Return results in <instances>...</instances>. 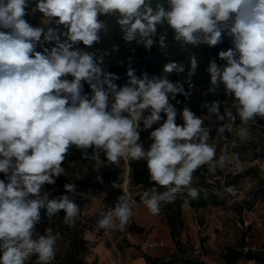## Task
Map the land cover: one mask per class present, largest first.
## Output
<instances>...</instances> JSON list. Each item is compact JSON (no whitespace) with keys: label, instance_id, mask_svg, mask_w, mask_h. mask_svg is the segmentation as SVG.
I'll use <instances>...</instances> for the list:
<instances>
[{"label":"clouds","instance_id":"1","mask_svg":"<svg viewBox=\"0 0 264 264\" xmlns=\"http://www.w3.org/2000/svg\"><path fill=\"white\" fill-rule=\"evenodd\" d=\"M33 2L32 12L41 14L37 26L26 19ZM153 3L0 0V264H26L33 257L32 264H53L58 234L52 227L41 234L35 225L42 208L49 218L63 211V223L70 227L80 216L73 197L85 193L75 183H65L67 194L58 200L43 192L45 185L69 175L62 165L73 148L93 162L97 173L121 161L129 169L130 161L146 162L150 181L165 189L141 196L152 216L160 215L162 206L175 202L184 189L197 199L199 190L192 184L202 167L211 175L245 170L246 162L234 149L250 143L252 126L257 118L264 119V0ZM102 17H114L123 40L146 50L156 43L166 47L168 32L184 46L209 47L220 44L226 33L233 47L218 53L225 64L212 60L206 71L208 92L217 94L222 87L230 103L223 102L221 111L220 101L205 102L206 115L187 105L178 109L173 103H180L177 95L189 93L168 77L185 73L183 62H168L163 74L149 77L146 72L137 76L129 58L127 81L116 84L120 77L104 70V54L79 47L101 43L107 30ZM188 59L192 87L198 63L194 55ZM143 132L149 133L147 149ZM96 180L103 183L100 175ZM121 187L119 179L111 184L112 189ZM136 207L123 189L114 205L99 213L94 231L123 232Z\"/></svg>","mask_w":264,"mask_h":264},{"label":"rangeland","instance_id":"2","mask_svg":"<svg viewBox=\"0 0 264 264\" xmlns=\"http://www.w3.org/2000/svg\"><path fill=\"white\" fill-rule=\"evenodd\" d=\"M34 18L32 13L30 23L37 26L41 14L37 20ZM188 107L192 110L191 106ZM181 122L178 116L177 123ZM156 126L154 125V128ZM252 131L253 140L234 149L240 153L246 166L242 173L231 177V184L245 190L247 196H252V194L254 196L250 200L245 199L244 204L240 206L239 202L234 201V194H231L225 198L219 197V200H223V205L210 203L200 207V210L186 213V226L184 224L181 241L183 250L188 257L214 262L213 264H226L224 260L226 245L233 244V247L237 248L243 242L248 245L246 249L244 248L245 252L257 251L264 256V196L258 195L261 189L258 184H263L260 186L264 188V171L261 170L264 168V125H253ZM148 134V132L141 133V141L144 143L145 149L150 143L147 140ZM136 163L138 162L130 161V169L124 161H121L120 165H106L99 170V173L95 171L91 161L69 163L64 165L69 174L67 177L60 176L56 179L55 185L44 186L43 192H47L48 197L54 189L61 187V182L75 183L77 191L85 193L84 197H73L81 209L76 225L52 227L54 233L58 234L57 255L53 264H65L63 257L65 251L70 247L71 242L78 238H83L87 243L84 255L87 264H128L127 259H135L144 254L153 256L148 244L155 241L153 234L159 226L168 229V225L164 215L152 216L149 214L141 202L143 189L131 185L130 173ZM196 172L195 183L202 178L199 171ZM97 175H100L103 183L96 180ZM0 178H3L2 174H0ZM118 179L122 185L121 189H112L111 184ZM256 182L257 185H254ZM192 187H194L193 184ZM253 187L255 188L252 189ZM125 188L137 205L127 228L123 232H105L103 230L99 233L95 232V221L99 218V213L111 206L110 194L114 191L123 192ZM77 230H81L78 237L75 233ZM36 231L41 233L40 230ZM240 238L241 240H239ZM34 259L35 257L32 258V260ZM32 260L27 261L26 264H32ZM238 264L263 263L257 260L243 259Z\"/></svg>","mask_w":264,"mask_h":264},{"label":"trees","instance_id":"3","mask_svg":"<svg viewBox=\"0 0 264 264\" xmlns=\"http://www.w3.org/2000/svg\"><path fill=\"white\" fill-rule=\"evenodd\" d=\"M164 6L167 7L166 0H161ZM35 7L34 2L28 9V16L26 19L31 22L32 8ZM155 7V0L153 3ZM34 14V19L37 20L40 13L37 11ZM107 23L106 32H102V40L99 45H94L92 49H85L83 45H79L82 50H92L97 51V54H104V70L106 72L113 73L120 77L115 83L118 85H123L127 81L126 71L129 67V58H131V66L135 69L136 75L141 76L143 73H147L149 77L153 75L163 74V66L168 62H183L185 64L186 71L179 76L175 73L169 74V79L172 82L180 81L183 84L186 93L185 95H177V100L180 101L179 104L173 103L179 108H183L185 105L191 106L192 111L197 115H206V109L202 108L205 102L211 103L213 101L221 102V111L226 103H230L227 100L228 97L225 95L223 88L218 91L217 94H212L208 92V82L209 74L206 68L210 61L216 60V62L223 66L225 61H222L218 57L219 51L227 50L233 47L232 40L226 33L223 36V40L220 44L215 47H209L206 44H200L198 46H184L181 41L174 40V34L168 32L165 40L166 47L161 48L158 43L154 44L150 50H146L143 46H138L133 44H128L123 40V32L119 25L116 24L114 17H102ZM158 40V38H157ZM48 47H51L49 45ZM135 49V51H132ZM41 48H37V51H41ZM194 55L197 58L198 67L195 74L190 78L192 87L189 86V78L187 76V69L190 67L189 57ZM85 92L90 96L91 91L87 85H85ZM225 102V104H223ZM237 122L239 119L237 118ZM254 125H264V119L257 118V123ZM91 154L92 149L88 150ZM101 159H104L103 154H101ZM83 160L81 153L72 149L64 165L69 163H79ZM197 172L194 173L193 185L199 190L195 185V180L197 179ZM130 180L132 186H141L143 192L153 190L162 192L165 189L159 185L154 184L150 181L146 162L140 161L133 165ZM65 182H61V187L59 189H54L49 199H59L62 195L67 194L64 190ZM187 189H184L181 193L177 194L175 202L166 204L162 206V211L160 215H164L166 223L170 229L171 237L175 242L178 250L168 257H153L148 254H144V258L147 264H209L204 260L199 258H191L187 256L185 250H183L181 236L184 231V220H183V207L185 206V199L189 200V205L187 207L200 208L207 206L208 204L213 205H223V200H219V196L209 195L205 196L204 192L199 190V197L197 199H191L187 196ZM121 191H114L110 194L109 200L111 201V206L114 205L117 197L121 195ZM70 195V194H69ZM258 195L264 196V188L262 191L258 192ZM64 213L61 211L57 213L54 217L49 218L46 214V208L40 209V220L35 225V230H40L41 233L46 229V227H64L63 223ZM76 225V223H75ZM74 225V226H75ZM77 228V227H76ZM81 230H77L76 236L80 234ZM86 242L83 238H78L74 242H71L70 247L65 251L64 260L65 264H87L84 255L86 252ZM257 260L264 264V256L257 251H247L245 252L244 247L237 249L228 248L224 256L226 264H238L241 260Z\"/></svg>","mask_w":264,"mask_h":264},{"label":"built area","instance_id":"4","mask_svg":"<svg viewBox=\"0 0 264 264\" xmlns=\"http://www.w3.org/2000/svg\"><path fill=\"white\" fill-rule=\"evenodd\" d=\"M202 175V178L196 181V186L199 190L203 191L205 195H215L219 197H227L228 195L234 194V201L239 202L238 205L242 206L245 199H252L254 196H247L245 190L238 188L231 184V177L234 176L229 171L218 172L215 175L207 173L206 167H202L198 170ZM231 191H228V189ZM150 249H155L158 247H164V242H151L148 244Z\"/></svg>","mask_w":264,"mask_h":264},{"label":"crops","instance_id":"5","mask_svg":"<svg viewBox=\"0 0 264 264\" xmlns=\"http://www.w3.org/2000/svg\"><path fill=\"white\" fill-rule=\"evenodd\" d=\"M254 185H257V182ZM260 185L262 186L263 184H258V186L261 188L260 191H262L263 187H261ZM139 187H141V186H139ZM255 187H253L252 189H254ZM153 191H155V189H153ZM142 193H143V190H142ZM200 209L201 208H194V207H187V206L183 207V220H184L185 226H186L185 214L189 213L191 211H196V210H200ZM239 212H241V210H239ZM153 239L155 240L154 242H156V241L164 242V244H165L164 247H158V248H155V249H151V251H152L151 255H153V257H167V256L173 254L176 251V245H175V242L173 241V239L171 237V233H170L169 227L167 229L165 227H160L159 226L157 231L153 234ZM239 240H241V238ZM226 246H227V248H226V251H227L228 248H232V249H237L238 250L240 247H244L246 249V247L248 245H247L246 242H243L241 244V246L237 247V248L233 247V244H231L230 246H229V244H227ZM226 251H225V254H226ZM225 254H224V256H225ZM126 262L128 264H147L146 260L144 258V255H142L140 257H137L135 259H131V260L127 259ZM206 262L209 263V264H213L214 263V262H209V261H206Z\"/></svg>","mask_w":264,"mask_h":264}]
</instances>
